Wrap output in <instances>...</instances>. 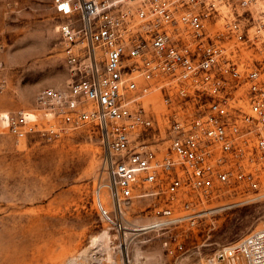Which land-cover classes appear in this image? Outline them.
<instances>
[{
    "label": "built area",
    "instance_id": "2783aa9c",
    "mask_svg": "<svg viewBox=\"0 0 264 264\" xmlns=\"http://www.w3.org/2000/svg\"><path fill=\"white\" fill-rule=\"evenodd\" d=\"M70 77L35 106L0 112L17 144L97 126L115 209L164 194L151 230L225 190L257 189L264 173V0H52ZM160 93L168 126L147 100ZM3 128H6L5 130ZM153 186V190L147 187ZM102 213L113 220L99 200ZM264 264V225L219 248L207 264Z\"/></svg>",
    "mask_w": 264,
    "mask_h": 264
},
{
    "label": "rangeland",
    "instance_id": "374dc122",
    "mask_svg": "<svg viewBox=\"0 0 264 264\" xmlns=\"http://www.w3.org/2000/svg\"><path fill=\"white\" fill-rule=\"evenodd\" d=\"M63 20L52 0H0V112L31 109L39 90L67 85ZM146 104L158 125L168 126L160 93ZM104 155L94 125L51 142L31 136L17 144L0 133V264H207L219 248L264 225L260 173L259 188L225 190L199 209H186L184 200L197 195L181 192L174 216L195 213V220L142 230L165 195L134 198L119 213L105 186Z\"/></svg>",
    "mask_w": 264,
    "mask_h": 264
},
{
    "label": "bare ground",
    "instance_id": "6f19581e",
    "mask_svg": "<svg viewBox=\"0 0 264 264\" xmlns=\"http://www.w3.org/2000/svg\"><path fill=\"white\" fill-rule=\"evenodd\" d=\"M108 210V209H107Z\"/></svg>",
    "mask_w": 264,
    "mask_h": 264
}]
</instances>
